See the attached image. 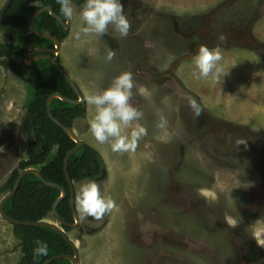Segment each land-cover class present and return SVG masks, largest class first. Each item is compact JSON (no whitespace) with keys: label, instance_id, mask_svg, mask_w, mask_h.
<instances>
[{"label":"rangeland","instance_id":"rangeland-1","mask_svg":"<svg viewBox=\"0 0 264 264\" xmlns=\"http://www.w3.org/2000/svg\"><path fill=\"white\" fill-rule=\"evenodd\" d=\"M6 1L0 0V10ZM248 1L254 4L247 10ZM121 3L130 25L124 37L112 25L102 36L84 34L82 8L72 3L73 23L61 45L62 66L82 90L85 102L91 91L106 88L119 73L130 71L134 81L130 103L143 113L138 123L145 134L134 150L113 152L109 143L100 144L87 132L93 108L86 102L76 132L100 153L106 173L102 180L85 178L75 190L83 182L95 181L115 207L99 220L81 221L82 228L92 229L106 219L99 231L72 229L67 234L77 245L81 264H142L144 248L130 242L127 226L137 221L151 230V222L165 220L170 237L180 230L194 239L200 231L207 247L219 251L217 264H232L224 259V247L212 238L218 226L210 225L211 220L248 216L249 211L243 210L248 201L259 211L244 226L256 240L264 241V0ZM237 6L241 13H235ZM221 13L229 16L228 27L223 26ZM4 40L0 21V41ZM201 45L219 49L221 64L229 69L221 83L194 75L192 57ZM109 50L114 53L111 61L105 58ZM140 87L145 94L137 91ZM25 97V83L0 66V139L6 140L0 144L2 161L18 143ZM189 98L200 105L199 116ZM161 115L167 120L164 128L157 127ZM3 125L13 139L2 134ZM131 130L125 129V134ZM26 148L25 142L18 144L16 161L25 157ZM5 178L0 177V184ZM180 205L185 207L182 212L177 210ZM203 210L212 215H203ZM5 226L11 228L0 219V264H16V253V258L5 253L13 238ZM170 250L178 251L173 245ZM260 257L255 264H264V256Z\"/></svg>","mask_w":264,"mask_h":264},{"label":"trees","instance_id":"trees-1","mask_svg":"<svg viewBox=\"0 0 264 264\" xmlns=\"http://www.w3.org/2000/svg\"><path fill=\"white\" fill-rule=\"evenodd\" d=\"M253 4L252 1L248 8L244 9L252 8ZM42 5H51L53 10L63 18L56 0H10L9 7L5 11L8 21L4 24L6 40L0 42V66L14 71L25 83L26 97L23 103L25 115L31 117L36 111H40L35 115L32 128L41 136L46 148L40 155L28 152L26 159L19 163L18 168L0 186V196L12 188L16 176L22 169L36 167L47 181L62 185L67 190L66 197L56 206V213L64 221L72 223L73 215L69 206V192L63 171V161L67 151L74 146V141L50 120L45 103L46 98L54 92L73 99H76V95L65 77L48 60L37 59L29 65L22 60L25 51L32 46H53L51 40L37 37L29 30L32 13ZM236 8L235 13H241L238 11L240 6ZM227 12L230 14L229 11ZM220 15L222 24L228 27L229 16L227 13ZM238 21L241 25L240 20ZM34 27L40 32L48 31L59 39L67 35V31L63 30L47 11L35 18ZM30 36L33 38L31 39ZM50 111L62 124L71 127L72 121L83 116L85 109L82 105H74L54 98L50 104ZM92 158L101 164L99 153L85 143L71 155L67 170L73 182L80 180L84 171H90L92 175L96 173L92 170ZM58 195L59 190L44 185L35 174L28 173L23 176L17 190L3 203V211L9 217L18 220L37 221L49 218L51 217V204ZM11 228L13 235L19 240L20 256L16 264H40L58 253L72 254L71 246L56 231L48 227L12 224ZM62 228L66 233L71 230L68 226H62ZM38 241L47 244V256L34 254ZM49 264L70 263L67 259L58 258Z\"/></svg>","mask_w":264,"mask_h":264},{"label":"clouds","instance_id":"clouds-1","mask_svg":"<svg viewBox=\"0 0 264 264\" xmlns=\"http://www.w3.org/2000/svg\"><path fill=\"white\" fill-rule=\"evenodd\" d=\"M60 12L67 18L73 16L71 0H56ZM84 34L103 35L108 26L121 37L127 36L129 21L124 14L121 0H84L83 7L79 12ZM80 32L76 33L79 38ZM223 39V37H221ZM114 53L109 50L106 60L111 61ZM219 49H210L201 45L192 62L198 78H210L214 83H221L222 77L227 74L221 64ZM234 66V65H233ZM134 81L130 71H122L115 76L109 86L103 89H95L86 96V102L92 106L93 114L88 121L89 131L92 137L100 144L109 143L113 152L121 153L134 150L137 141L145 134V129L138 123L143 113L130 103L133 95ZM140 94H145V89H137ZM189 104L196 116L201 113V107L196 100L189 98ZM167 120L161 115L157 127L164 128ZM133 125H135L133 127ZM131 128L130 135L125 134V129ZM75 204L82 216H90L101 219L106 213L111 212L115 203L109 195L102 193L95 181H87L80 184L75 196ZM235 225V221H230ZM264 245V241L257 240ZM37 256H47L48 246L44 242H37L34 249Z\"/></svg>","mask_w":264,"mask_h":264},{"label":"flooded vegetation","instance_id":"flooded-vegetation-1","mask_svg":"<svg viewBox=\"0 0 264 264\" xmlns=\"http://www.w3.org/2000/svg\"><path fill=\"white\" fill-rule=\"evenodd\" d=\"M8 2H9V0L6 1L3 8L0 10V21L3 24V33L5 30V26H4L5 20H3V16L4 17L6 16L5 6L7 5ZM83 2H84V0H71V4L74 3L77 7H81V8L83 7ZM43 6H50L52 11L56 15H58L61 20L66 21V17L63 15V18H62L57 12H55L53 10L51 5H42L41 7H43ZM41 7H39V8H41ZM57 23L60 24L58 21H57ZM72 23H73V19L71 17L70 22H69V26L67 29H63L62 25L60 24L61 28L63 30L67 31V35L63 39H59L57 36L51 34L48 31H41V32H47L50 35H53L57 39H59L60 47H59V52H58V56H57V61L61 64V66H62V61H63V59H61V54L64 51L63 48H61V45H62V42L64 41V39H66V37L69 35L70 27H71ZM223 26L225 27V24H223ZM29 30H30V28H29ZM38 32H40V31H38ZM4 37H5V33H4ZM37 37H39V36H37ZM30 38L32 39L33 37L30 36ZM43 38H46V37H43ZM49 40H51V39H49ZM0 42H5V40L0 41ZM51 42H52V40H51ZM52 44H53V42H52ZM53 47H54V44L52 47H48L46 45H38V46L36 45V46H32V47L28 48L26 51H28L30 49H34V48L53 49ZM48 54L51 56H54V54L52 52H48ZM24 55H25V53H24ZM24 55L22 56L23 62H24ZM32 55H34V54H32ZM38 59H41V58H38ZM33 61H35V60H33ZM78 90L80 91V93L82 94V96L84 98V104L83 105L78 104V105H82L85 109V112H86L85 97L82 93V90L79 87H78ZM74 94L76 95L75 92H74ZM77 99H78V97L76 95L75 100H77ZM23 111H24V107H23ZM39 112H40L39 110L36 111V113L34 115H32L31 117H28L27 115H25V111L23 112L24 116L22 118V122L20 123V128L18 129V133H19L18 143L14 144V150L16 152H14V150H12V151L8 152V155H6L5 161L0 160V177L3 176L4 174L6 175L4 182H6L7 179L9 178L10 174H12V172L16 168H18L19 163L26 159L28 152H33L37 155H40L41 153H43L45 151V148H46L45 143L43 142V140H42L41 136L38 134V132L32 128L34 126V123H35L34 122L35 115L38 114ZM85 112H84L83 116L75 118L72 121L71 128H73L75 131H76L75 124H77V122L79 121L80 118H83L85 116ZM2 128H3L2 134L4 136L7 135L9 137V139H13L14 135L12 133H10L8 129H6L5 125H3ZM88 131H89V127H88L87 132ZM9 139H7V140H9ZM3 141L6 142V140L1 138L0 144H2ZM82 141H83V144L85 143V144L89 145L85 141V139H82ZM22 142H25L27 145L26 155L23 159L16 161V155H17L16 153L18 151V144L19 143L21 144ZM43 145L45 146L44 149L42 148ZM89 146H91V145H89ZM99 156L101 159V164L98 163L96 159H94V158L91 159L92 164H93L92 170L96 171V173L92 175L90 171H84V172H82L83 177L80 180L73 182V189H74V195L75 196L78 192L75 190L76 183L84 180L85 178L90 179V180H102L105 177L106 170H105L104 162L102 160L100 153H99ZM13 162H16V163L12 166L11 164ZM34 168H36V167H34ZM102 169L104 170L103 176L100 177L102 174ZM19 173H18V175H19ZM17 176H16V178H17ZM4 182H2L0 184V186ZM13 184H14V182H13ZM7 191H9V190H7ZM66 192H67V190H66ZM68 192H69V187H68ZM189 198H192V196L190 195ZM243 198H246V195H243ZM189 203H190V201H189ZM188 207H189V205H188ZM188 207H186V208H188ZM182 209H185V207L184 206L181 207V205L177 207V210H179L180 212L183 211ZM244 209H245V211L246 210L249 211V213H247L248 216H246L245 213H241L240 215H237V216L221 215V219L217 223L212 222V220H211V222L209 220H207L208 222H210V225L212 224L215 228H216V225L218 226L215 229V231L213 232L212 238H214L215 243L218 242L219 244H221L222 248L224 247V249L226 250V251H224V259L228 262L231 261L232 264H255V262L259 258H261L260 256H264L263 255L264 249L260 244L257 243V240L255 238L256 237L255 233L247 230V228L244 226L245 220L247 218H249L250 216L253 217L259 211V209H257V207L255 205L249 206L248 201H244L243 210ZM202 212H205V213H203V215H207V214L212 215L209 211L203 210ZM188 214H190V213H188ZM79 215H81V214H79ZM85 218L89 221L96 219V218L90 217V216H80L81 221L82 220L84 221ZM0 219H1V221H4L6 223V221L3 220L1 217H0ZM233 220L236 222L235 225L230 223V221H233ZM81 221H80V224H81ZM80 224L76 228H71V230L72 229H76L78 231L85 230L87 233L92 234L94 231L95 232L99 231L101 228H103V226H105L106 219H104V221H102V223L97 228H92V229H89L87 226H85V229H84V228H82V225H80ZM10 225H12V224H10ZM128 227L130 229H127L126 231L130 232V234H131L130 242L132 244H138L139 246L144 248L143 256H142V260H141L142 264H146V263L147 264H217V263H219V261L217 260V258L220 259V256H218L219 251H213L212 248L210 247V245L207 247V244H208L207 241H202L200 236L198 235V233H200V231L195 233L196 237L194 239H191L190 238L191 236L188 235L186 232L181 233L180 230L178 231L179 233L178 232L176 233L173 230L175 233L172 235V237H170V229L171 228H169L168 224L165 223V220L162 221L161 224L160 223L157 224L156 222L155 223L151 222L149 224V227H148L151 230L145 229L143 227V225L141 223L139 224V222H137V221H131L130 225H128L127 228ZM91 230H92V232H91ZM0 231H2V230H0ZM171 243L173 246H176V249L178 251H171L170 250L171 246H172ZM258 248L263 249L262 255H256L255 254L257 252ZM222 253L223 252L221 251V254ZM145 257L148 258V262H146ZM223 263L224 262H221V264H223Z\"/></svg>","mask_w":264,"mask_h":264},{"label":"water","instance_id":"water-1","mask_svg":"<svg viewBox=\"0 0 264 264\" xmlns=\"http://www.w3.org/2000/svg\"><path fill=\"white\" fill-rule=\"evenodd\" d=\"M9 3H10V0L7 3V5L5 6V10H6V8H8ZM43 11H48L62 25L63 29H67L68 26H69L70 18L66 17V21L61 20L60 17L58 15H56L52 11L50 6H43V7L39 8V9L34 10L33 14L30 17V20H29L30 32L32 34L36 35V36L46 37L48 39H51L53 44H54V47H53V49H48V48H34V49H30V50L25 52L24 62L27 65H29V64H31L33 62V60H36L38 58H42V59L48 60L53 65H55L56 68L60 71V73L65 77V79L68 81V83L70 84L71 88L73 89V91L76 93V95L78 97V99L75 100V99L63 96L62 94H60L58 92H54V93L50 94L46 98V103H45V109H46L47 115L50 118V120H52L56 125H58L69 136V138L74 141V146L67 151V153L65 155V158H64V161H63V171H64V175H65L68 187H69V206H70V209H71V212H72V215H73V222L69 223V222L64 221L56 213V206L67 195L66 189L62 185L47 181L45 179V177L41 174V172L37 168H34V167L24 168L19 173L17 178L15 179L12 188L9 191L5 192L4 194H2L0 196V217L3 220H5L6 222L10 223V224L48 227V228L56 231L71 246L72 254L58 253V254L50 256L49 258H47L44 262H42L40 264H49L50 262H52L53 260L58 259V258L67 259L70 264H81L80 253H79V250L77 248V245L75 244L73 239H71L69 237V235L63 230L62 226H68L70 228H76V227H78V225L80 224V221H81L80 215H79V213L77 211V208L75 206V195H74V189H73V181H72V179H71V177H70V175L68 173L67 163H68V160L71 157V155L75 151H77L79 147L82 146L83 141L78 136V134L76 133V131L73 128L65 126L64 124H62L59 120H57L52 115V113L50 111V104H51L52 99L58 98V99H60V100H62L64 102H67V103H70V104H74V105L82 104L83 105L84 104V98H83L82 94L80 93V91L78 90V87L75 84V82L71 79V77L68 75V73L65 71V69L57 61V56H58L59 47H60L59 39H57L53 35H50L47 32H38L35 29V27H34L35 18L40 13H42ZM3 20H5V22H7L8 21L7 16H5V17L3 16ZM184 33H181V34L182 35H188V34H184ZM48 52H52L54 54V56L49 55ZM32 54H34V55H32ZM42 148L44 149L45 146L43 145ZM103 171L104 170L102 169V174H101L100 177L103 176ZM28 173L35 174L44 185H46L48 187L56 188L57 190H59V195L55 198V200L51 204V209H50L51 217H49V218H45V219H41V220H37V221L18 220V219H14V218L9 217L3 211V203L10 196H12V194L19 187V184H20L23 176L28 174ZM255 254L256 255H262L263 254V249H261V248L259 249L258 248L257 252Z\"/></svg>","mask_w":264,"mask_h":264},{"label":"crops","instance_id":"crops-1","mask_svg":"<svg viewBox=\"0 0 264 264\" xmlns=\"http://www.w3.org/2000/svg\"><path fill=\"white\" fill-rule=\"evenodd\" d=\"M6 232L9 233V236H12L13 238L12 239L8 238L10 241V244L5 245V253L9 254V255L12 254L11 256H13L14 258L17 257V259H18V257L20 256V251H19V247H18L19 240L17 238L16 239L14 238L13 233H12V228L5 226V233ZM14 253H16L15 254L16 257L14 255Z\"/></svg>","mask_w":264,"mask_h":264}]
</instances>
